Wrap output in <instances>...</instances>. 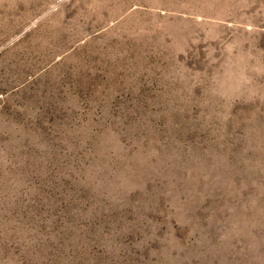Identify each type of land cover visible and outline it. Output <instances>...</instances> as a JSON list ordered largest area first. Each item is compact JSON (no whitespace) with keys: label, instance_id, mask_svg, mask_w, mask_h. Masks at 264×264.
Wrapping results in <instances>:
<instances>
[{"label":"rangeland","instance_id":"rangeland-1","mask_svg":"<svg viewBox=\"0 0 264 264\" xmlns=\"http://www.w3.org/2000/svg\"><path fill=\"white\" fill-rule=\"evenodd\" d=\"M0 264H264V0H0Z\"/></svg>","mask_w":264,"mask_h":264}]
</instances>
